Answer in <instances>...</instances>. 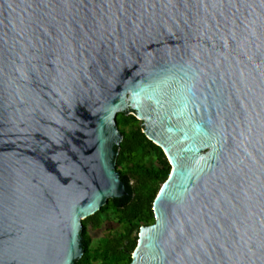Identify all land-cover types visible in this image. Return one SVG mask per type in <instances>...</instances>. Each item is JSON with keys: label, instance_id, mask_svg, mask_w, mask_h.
<instances>
[{"label": "water", "instance_id": "water-1", "mask_svg": "<svg viewBox=\"0 0 264 264\" xmlns=\"http://www.w3.org/2000/svg\"><path fill=\"white\" fill-rule=\"evenodd\" d=\"M118 112L171 165L129 264H264V0H0V264L81 257Z\"/></svg>", "mask_w": 264, "mask_h": 264}, {"label": "trees", "instance_id": "trees-1", "mask_svg": "<svg viewBox=\"0 0 264 264\" xmlns=\"http://www.w3.org/2000/svg\"><path fill=\"white\" fill-rule=\"evenodd\" d=\"M116 124L122 140L117 147L115 169L127 194L108 199L82 220L83 253L75 264H129L140 228L155 220L153 202L171 170L165 153L146 137L143 122L135 114L118 112ZM105 216L112 225L95 243L88 229L102 227Z\"/></svg>", "mask_w": 264, "mask_h": 264}, {"label": "rangeland", "instance_id": "rangeland-1", "mask_svg": "<svg viewBox=\"0 0 264 264\" xmlns=\"http://www.w3.org/2000/svg\"><path fill=\"white\" fill-rule=\"evenodd\" d=\"M111 225H112V223L110 222L109 217L105 216V220H104L102 227H100L98 229H93V227H89V229H88L89 234L92 236L93 242L96 243L97 238H100V237L104 236L106 233H108Z\"/></svg>", "mask_w": 264, "mask_h": 264}]
</instances>
